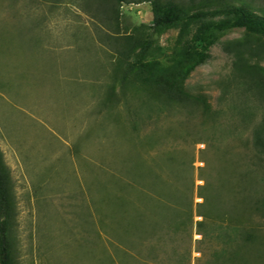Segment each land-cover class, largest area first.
Instances as JSON below:
<instances>
[{
    "label": "rangeland",
    "instance_id": "374dc122",
    "mask_svg": "<svg viewBox=\"0 0 264 264\" xmlns=\"http://www.w3.org/2000/svg\"><path fill=\"white\" fill-rule=\"evenodd\" d=\"M247 1L264 10V0ZM107 10L106 0H0V149L16 264H210L213 247L175 218L193 206L201 220L199 187L213 170H228L238 191L251 186L248 166L225 161L253 156L262 110L251 97L254 116L243 122L221 86L235 62L225 45L250 36L233 28L204 51L198 24L156 32L150 2L123 3L118 20ZM129 43L139 47L129 53ZM204 54L182 87L220 111L217 122L128 85L134 65L172 76ZM252 63L264 71V54ZM220 145L221 155L207 151ZM253 222L264 226L257 213Z\"/></svg>",
    "mask_w": 264,
    "mask_h": 264
},
{
    "label": "trees",
    "instance_id": "16d2710c",
    "mask_svg": "<svg viewBox=\"0 0 264 264\" xmlns=\"http://www.w3.org/2000/svg\"><path fill=\"white\" fill-rule=\"evenodd\" d=\"M106 1L111 20H118L123 3L150 2L153 29L156 32L181 23L198 24L195 41L204 42V51L217 43L223 33L233 28L243 27L249 34L247 39L234 40L225 45V51L234 55L235 62L232 74L221 86L222 99L230 101V110L239 114L243 122L247 123L254 116L251 97L257 98L262 110L261 120L254 127L250 140L253 156L246 159L245 163L231 158L225 161L226 165L242 163L248 166L245 180L251 186L238 191L228 176V170H213L214 180L204 176V185L199 187L198 195L203 202L197 205L196 215L201 220L194 221L193 206L189 207L187 217L183 219L178 208L175 220L178 230L186 228L188 224L191 227L194 225L196 233L202 236L199 243L213 247L210 264H264V226L253 222L256 213L264 220V194L256 196L257 188L264 186V174L257 179L258 185L252 177L256 171L264 173V71L252 63L255 57L264 54V10H260L261 14L257 13L247 0H240L239 5L224 4L223 0ZM128 46L129 53L139 47L136 43H129ZM205 60L204 54L195 64L184 68L185 71L172 76L161 70L137 69V65H134L128 72L130 78L125 80L134 90L155 93L172 107L184 108L189 113L200 112L205 119L217 122L221 112L214 110L205 100L189 95L182 87L187 71ZM221 147L210 146L207 151L214 150L221 155L226 152ZM204 162L205 167L201 170H211L212 164L205 159ZM16 217L11 170L0 149V264H16Z\"/></svg>",
    "mask_w": 264,
    "mask_h": 264
}]
</instances>
